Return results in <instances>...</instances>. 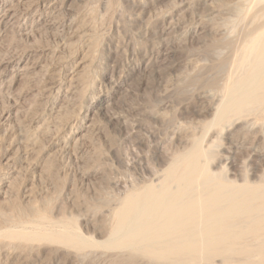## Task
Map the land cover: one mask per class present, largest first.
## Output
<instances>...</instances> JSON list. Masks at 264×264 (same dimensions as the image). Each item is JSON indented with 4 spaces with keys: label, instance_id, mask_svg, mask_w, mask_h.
<instances>
[{
    "label": "bare ground",
    "instance_id": "obj_1",
    "mask_svg": "<svg viewBox=\"0 0 264 264\" xmlns=\"http://www.w3.org/2000/svg\"><path fill=\"white\" fill-rule=\"evenodd\" d=\"M59 1L14 0L0 10V28L12 22L19 23L32 12L33 23L37 27L45 26L47 10L55 8ZM126 1L144 11L154 0ZM222 1L221 11L231 15L235 36L218 38L219 34L216 37L212 35L220 33L219 25L214 28L207 23L209 19L206 18L213 9L205 8L202 15H197L194 24L195 30H201L199 34L205 39H202L204 52H201L213 59H207L211 62L206 65H202L201 57L197 61L185 59L191 71L189 68L184 75L183 86H173L179 88L176 92L179 96L188 92L186 87L190 84H199L202 103L209 98L199 110L204 117L194 121L197 126L184 129L177 137V143H172L171 151L162 150V145L158 144L162 148L157 152L160 169H152L145 180L132 183L134 179L130 178L129 184H132L121 187L123 190L118 194H105V189H101L105 192L92 196V200L97 198H94L97 204L83 208L86 214L82 218L92 228L91 235V232L88 234L83 230L86 231L84 233L78 227L77 214L54 212L49 206L48 196L46 200L42 196L41 199L30 200L29 195L23 203H0V264H39L48 251L47 247L56 260L66 258L70 264L91 263L93 260L104 264H264V128L258 125L264 120V0ZM16 4L24 6L20 14L15 11ZM187 6L188 3L183 4L178 10L183 19L189 15ZM64 7L69 12L67 26L71 30L67 37L77 36L87 55L85 53L71 71L64 73L66 59L70 56L63 59L53 55L46 61L45 56L53 50L39 54L31 50L12 60V74L1 81L0 92L8 95L13 93L12 88L19 79L29 82V89H35L33 103L36 109L33 108L32 115L37 124L28 132L25 130L26 135L19 133V138L12 139L23 144L22 149L27 155H33L35 168L44 158V151L39 148L43 137L51 136L52 146L75 153L79 145L75 135L79 128L89 129L91 122L88 121L93 116L95 105L82 107L74 102L70 104L69 96L77 94L86 99V92L94 86L93 79H89L91 77L87 74L93 63V57L89 56L91 46L99 37L95 23L99 22L92 21L94 14L86 11L87 7H73L70 0H61L59 8ZM91 9L90 6L88 10ZM215 12L218 14L219 11ZM195 30L191 33H197ZM219 50L225 51L220 54ZM170 65H165L162 70L170 68ZM146 67L142 68L146 70ZM5 69H0V77ZM80 72L83 74L81 79L77 75ZM134 72L135 68H132L126 77H131ZM207 72L211 73L209 77H205ZM112 85L115 90L120 87L117 82ZM112 96L98 98L96 105L99 110H107ZM211 133L215 134V140L223 135L229 150L221 152L218 147L220 152L216 153L214 147L218 144L213 143ZM225 152L232 153L234 172L231 175L225 170ZM10 153L9 147L2 157L5 162L16 158ZM246 162L250 170H246ZM15 178L16 175L12 179ZM1 182V189L8 187L6 178ZM120 185L123 186L124 182ZM18 199L20 201L21 197ZM86 204L90 205V202L86 200Z\"/></svg>",
    "mask_w": 264,
    "mask_h": 264
},
{
    "label": "rangeland",
    "instance_id": "obj_2",
    "mask_svg": "<svg viewBox=\"0 0 264 264\" xmlns=\"http://www.w3.org/2000/svg\"><path fill=\"white\" fill-rule=\"evenodd\" d=\"M13 1L0 0V10ZM70 1L73 7H87L86 11L94 14H92L93 18L90 14L92 21L99 22L95 23V28L98 25L96 31L99 37L96 44L91 46L89 56L93 57V63L87 74L91 77L89 79H93L94 86L86 92V99H83L80 95L77 96V94L69 96L70 101H72L70 104L74 102L76 106L86 107L95 104L92 112L93 116L88 121V123L91 122L90 127L87 131L85 128H79V132L76 133L75 138L79 140V143L77 142L79 145L75 153L52 146L51 136L50 138L49 136L43 137L39 142V148L42 147L44 158L41 160L42 164L40 163L35 168V160L31 158L33 155H27L24 152L25 149H22V147L24 148L23 144L21 145L12 140L19 138V133L20 135H26L28 129H32L37 124L35 117L32 115L36 109L33 103L35 89H29L27 85L31 87V84L24 79H19L12 88L13 93L8 95V93L1 91L0 173L2 174H0V186L4 178L7 179L9 185L4 189L0 187V199L2 201L0 203H23L26 202L25 200L28 199L29 195L30 200L43 199V197L48 196L49 206L54 212L60 210V212L67 211L68 213L66 212L65 215L70 214L73 216V214H77L78 227L84 233L86 231L88 234L91 232V235L93 234L92 228L82 218L86 214L83 208L97 204V201L94 200L96 197L93 198V201L92 196L101 194V189H105L106 192H102H105V194H118L122 192L124 186H130L132 183H140L145 180L152 169L154 171L160 169L159 164L161 162L157 152L162 148L159 145H162V150L166 148L171 151L172 143H177L176 139L180 133L186 128L197 126L194 121L204 117V115L199 114V110L207 104L209 98L202 103L200 97V89L202 88L198 86L199 84L194 86L188 84L189 86L186 87L188 92L185 91V95V92L180 93L179 96L176 95L178 89L185 82L184 75L190 68L186 64V60L197 61L201 57L203 58L202 65H206L211 62H208V60L213 59L205 57L202 53L204 52L202 46L204 47L203 40L205 39L199 34L201 30L197 32V27L195 30L194 22L198 19L197 15H202L205 8H212V14L206 18L209 19L207 23L213 25L214 28L220 26L217 27L220 33H213L212 35L215 34L216 37L219 34L220 37L218 38H233L235 34L232 32L231 15L224 14L225 12L221 11L222 0H154L144 11L140 10L138 5L136 6L126 0H112L113 3L109 0L110 2H108L111 5L106 4L108 3L107 0L106 3L103 0ZM60 2L61 0L56 3L55 8L47 10V24L45 26L40 25L37 27L38 25L33 23V12L30 13L31 16L22 19L19 23L12 22L4 28L1 26L0 69L3 67H6V69L1 74L0 87L1 81L8 79L12 74L14 65L12 60L19 55L27 54L28 51L35 50L39 54L40 52L46 53L53 50L52 53L45 56L46 61L53 55H59L63 59L70 56L66 59L67 67L64 73L71 71L85 53L87 55V50L82 48L77 36L67 37L69 35L68 31H71L67 26L69 12L66 7L59 8ZM141 2H144V0H141ZM186 3H188L189 15L183 19L180 17L181 15L179 16L180 11L178 12V10ZM90 6L92 9L94 7L96 9L94 11L92 9L88 10ZM22 7L24 6L21 4L15 5L17 14L21 13ZM215 11H219L218 14ZM219 14L220 16H218ZM29 29H32L31 32H29ZM191 30H195L198 34H192ZM224 51L219 50V53L221 54ZM143 53L145 55L142 57ZM202 54L203 56H201ZM204 57L208 60H204ZM24 58L22 61H24ZM167 64H171L170 68L168 67L163 71V67ZM145 65H147L146 70L142 68ZM132 68H135V72L127 78L126 75ZM184 71L186 72L184 73ZM189 71H191V68ZM210 74L207 72L208 76L206 73L204 75L209 77ZM77 75L80 79L83 77L81 72ZM113 82L119 83L120 87L117 90L112 87ZM170 86L179 88L173 87L174 89H172ZM169 89L170 91H168ZM172 90H175V94ZM208 93L211 95L212 92ZM111 95L113 96L107 110H99L96 105L98 104V98L111 97ZM62 113H65V111ZM43 115L47 117V113ZM258 125L264 128V120ZM25 130L27 131L25 132ZM210 136L213 139L215 134L211 133ZM220 136L216 140L213 139L214 144L220 145H215L216 153L219 150L221 152L228 151L230 148L223 135ZM167 141L168 143H166ZM8 146L11 150L10 155L12 154L11 156L16 158L5 162L2 157L9 148ZM228 154H225L224 164H226L224 166L226 172L231 175L234 170L231 167L233 159L231 160L232 157L230 156L232 153ZM243 154L244 151L241 155ZM246 165H248V162L244 166ZM96 166L99 167L98 171H96L98 168ZM247 169L250 170L246 166ZM14 175H16V178L12 179ZM130 178L136 181L132 180L133 182L129 184ZM29 186L31 187L28 188ZM65 194L69 199L66 198ZM40 196L42 197L40 198ZM20 197L21 200L19 201L18 198ZM86 200L87 203L90 202V205L86 204ZM62 202L63 205L61 206L60 203L62 204ZM52 204L53 206H51ZM80 211H83V213L81 212L82 216H79L81 215ZM49 248H46L48 251L44 253L43 261L39 264H63V262L64 264H70V261L66 258L65 260L64 258L56 260ZM47 252H50V254ZM99 263H102V261H99ZM99 263L98 260H95V262L93 260L89 264ZM30 264H38V262Z\"/></svg>",
    "mask_w": 264,
    "mask_h": 264
}]
</instances>
